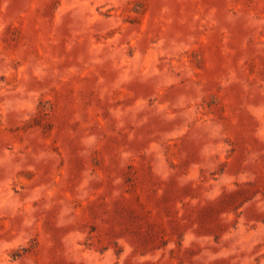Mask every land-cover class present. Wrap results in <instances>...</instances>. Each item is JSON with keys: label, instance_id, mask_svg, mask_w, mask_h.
Listing matches in <instances>:
<instances>
[{"label": "rangeland", "instance_id": "1", "mask_svg": "<svg viewBox=\"0 0 264 264\" xmlns=\"http://www.w3.org/2000/svg\"><path fill=\"white\" fill-rule=\"evenodd\" d=\"M0 264H264V0H0Z\"/></svg>", "mask_w": 264, "mask_h": 264}]
</instances>
